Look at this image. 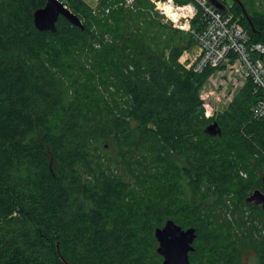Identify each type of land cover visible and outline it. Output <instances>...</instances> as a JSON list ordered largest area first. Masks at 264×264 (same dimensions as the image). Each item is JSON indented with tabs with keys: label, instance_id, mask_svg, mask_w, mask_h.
<instances>
[{
	"label": "trees",
	"instance_id": "trees-1",
	"mask_svg": "<svg viewBox=\"0 0 264 264\" xmlns=\"http://www.w3.org/2000/svg\"><path fill=\"white\" fill-rule=\"evenodd\" d=\"M121 1L66 0L84 30L61 17L56 33L34 23L47 0L0 1V264H163L141 248L158 243L143 228L173 220L184 229L173 216L181 209L199 216L187 223L197 234L190 262L230 264L241 240L215 228L232 179L236 210L264 220L247 202L264 192L254 85L208 116L201 90L220 69L198 74L166 57L180 42L147 0H135L136 13L98 11ZM221 1L264 45V0H239L250 21L236 0ZM215 122L222 134L208 135ZM255 248L264 264V237Z\"/></svg>",
	"mask_w": 264,
	"mask_h": 264
},
{
	"label": "rangeland",
	"instance_id": "rangeland-1",
	"mask_svg": "<svg viewBox=\"0 0 264 264\" xmlns=\"http://www.w3.org/2000/svg\"><path fill=\"white\" fill-rule=\"evenodd\" d=\"M82 1H84L90 8L95 9L97 8L101 0ZM226 3L227 6H230L231 4H233V1L226 0ZM260 3L261 6H264V1ZM149 4L151 5V7L148 9V12L151 14V16L158 20L162 26H165L168 32H170V35L176 37L180 42V44L174 47V49H164L166 57H170L174 54L177 57L178 63L181 65V67L185 70H190L196 62L198 56V46L192 39L190 33L171 26L168 22L163 20L160 15L155 14L154 5L151 2H149ZM112 9H115L117 11L129 9L134 13H136L137 11L135 7V0H127L126 3L121 1L120 3H115L113 5L110 4L107 7L99 8L98 11L105 10L107 15H110ZM246 84L247 83L241 81L234 75L227 73L226 70L221 69L216 71L205 83L201 90V98L204 100L207 106L208 116L212 117L215 114L223 112L233 101L234 97L246 86ZM239 174L243 179H248V175L244 171H241ZM235 175L236 173L234 174V176ZM260 176L263 177L264 174H261ZM236 183L237 181L232 179L231 187L229 188V190L232 191L229 192L227 198L228 201L226 202V206L229 205V207H225L226 213L224 212L218 218L220 227H216L215 230L217 231V233L222 232V234L220 233L222 235V238L225 233L227 234V236H237V238L241 240L240 244L231 246L233 255L230 264H259L258 253L255 247L257 243L262 240V237H264V220L254 212L251 213V210L245 208V206H242V204L241 207L238 206L239 210H236V206L234 205L235 202H233L237 201L236 198L238 196L237 190L239 189V187L236 185ZM130 208L137 209V203L133 202ZM173 216L175 219H177V221L184 223V229L190 228L189 226H187V223H197L199 221L198 214L184 209H181L178 212H174ZM142 223L143 222L141 220L138 221L139 225ZM152 226L153 222L151 226L150 224L146 223L143 228L146 236L149 238V240L151 239L150 241H152V239L156 240L154 237L156 228L154 229V226ZM250 227L253 228V237L256 240L248 239L249 236H247V228ZM151 244L152 246L142 244L141 248L146 251L148 257H153L154 259L159 260V255L154 254V252L158 253V243L156 244V246L152 242ZM243 244L247 245L248 249ZM242 248L244 249L243 254L238 256V252H240ZM161 261L163 260L161 259Z\"/></svg>",
	"mask_w": 264,
	"mask_h": 264
},
{
	"label": "built area",
	"instance_id": "built-area-1",
	"mask_svg": "<svg viewBox=\"0 0 264 264\" xmlns=\"http://www.w3.org/2000/svg\"><path fill=\"white\" fill-rule=\"evenodd\" d=\"M65 7L66 0H59ZM155 12L174 28L190 33L198 46L195 73L208 68L226 70L241 81L254 85L260 98L252 110L255 120L264 117V45L253 43L250 34L229 9L220 11L209 0H148ZM197 20L195 23L194 21Z\"/></svg>",
	"mask_w": 264,
	"mask_h": 264
},
{
	"label": "water",
	"instance_id": "water-1",
	"mask_svg": "<svg viewBox=\"0 0 264 264\" xmlns=\"http://www.w3.org/2000/svg\"><path fill=\"white\" fill-rule=\"evenodd\" d=\"M209 1L216 9L223 12L226 10V6L221 0ZM236 1L242 6L239 0ZM243 11L247 19L250 21L244 8ZM61 17L84 30V25L80 18L68 7H65V5L59 0H47L46 6L35 12L34 23L39 31H51L56 33L57 22ZM205 132L211 136L222 134V131L216 122L208 126ZM247 202L259 206L264 212V192L261 190H255L247 198ZM155 237L159 245L157 252L164 259L163 264H191L189 254L194 251L193 244L197 237L195 228L183 229L173 220H168L164 227L156 229Z\"/></svg>",
	"mask_w": 264,
	"mask_h": 264
}]
</instances>
